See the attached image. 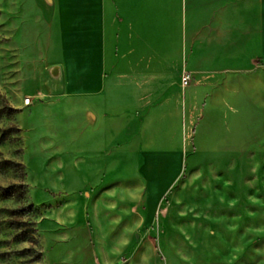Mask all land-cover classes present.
Instances as JSON below:
<instances>
[{
    "label": "rangeland",
    "instance_id": "374dc122",
    "mask_svg": "<svg viewBox=\"0 0 264 264\" xmlns=\"http://www.w3.org/2000/svg\"><path fill=\"white\" fill-rule=\"evenodd\" d=\"M192 3L186 98L171 103L159 85L155 101L136 104L152 115L134 117L133 88L121 94L106 68L105 92L85 98L93 119L46 94L45 68L59 60L49 2L0 0V185L27 190L0 195V264H39L33 227L41 264H264L260 2ZM201 66L237 68L232 91L199 86ZM149 135L153 150L181 145L178 164L150 179L134 155Z\"/></svg>",
    "mask_w": 264,
    "mask_h": 264
},
{
    "label": "crops",
    "instance_id": "0c3cea01",
    "mask_svg": "<svg viewBox=\"0 0 264 264\" xmlns=\"http://www.w3.org/2000/svg\"><path fill=\"white\" fill-rule=\"evenodd\" d=\"M221 1L44 0L49 2L47 14L51 16L50 27L54 30L59 53V60L45 68L46 94L56 93L69 98L74 108L86 109V117L95 119L96 115L86 105L85 98L105 92L107 77L104 71L108 68L116 70L121 94L126 95V88H133L131 99L135 106L155 101L160 93L151 90L159 85L172 88L171 103L173 98H186V87L180 84V73L182 70L191 72L185 64L187 51L182 49V44L189 38L191 7L196 5L192 2H214L219 6ZM251 2H260L259 50L264 57V0ZM249 12L253 18V11ZM232 50L237 55L239 47L236 45ZM197 72L199 86L204 87L202 82L212 81L219 85L224 82L229 91L234 87L231 88L232 84L228 82L238 75L237 68L216 70L201 66ZM139 87H148L150 91H138ZM34 97L40 99L43 94L38 92ZM34 97H29V106ZM167 101L170 102L169 98ZM172 111L178 113L175 106ZM133 112L134 117L140 118L152 115V110L141 109L140 106H136ZM125 114L121 113L119 120H124ZM117 135L122 141L120 127ZM151 142L153 138L149 135L145 139L146 148H138L134 154L138 166L149 174L146 175L148 179L152 178L154 169L177 165L181 159V145L170 151H158L151 149ZM126 241L125 235L124 246Z\"/></svg>",
    "mask_w": 264,
    "mask_h": 264
},
{
    "label": "trees",
    "instance_id": "16d2710c",
    "mask_svg": "<svg viewBox=\"0 0 264 264\" xmlns=\"http://www.w3.org/2000/svg\"><path fill=\"white\" fill-rule=\"evenodd\" d=\"M16 188H21L22 189V192L26 193V184H12V185H9V186H1L0 185V195L4 198L6 197H10L14 192H15V189ZM33 208L32 204H30L28 206V209L29 211H31V209ZM15 223V222H13ZM16 224V223H15ZM36 228L33 227L32 230H31V238L29 239V242L32 244V246L34 247H38L39 249L36 250V254H35V258H34V261L41 264V258H42V254H41V249H40V246H39V243H38V240L35 238L36 237ZM31 249V248H30ZM33 249V247H32Z\"/></svg>",
    "mask_w": 264,
    "mask_h": 264
},
{
    "label": "built area",
    "instance_id": "2783aa9c",
    "mask_svg": "<svg viewBox=\"0 0 264 264\" xmlns=\"http://www.w3.org/2000/svg\"><path fill=\"white\" fill-rule=\"evenodd\" d=\"M192 80H193V76H192L191 72H189L187 70L181 71V73H180V84L183 88L190 85ZM29 99H30L29 97L24 98L23 103L29 104Z\"/></svg>",
    "mask_w": 264,
    "mask_h": 264
}]
</instances>
